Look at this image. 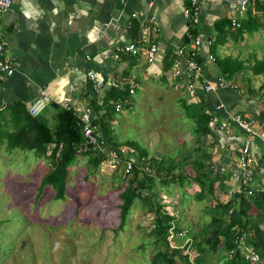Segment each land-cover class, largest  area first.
<instances>
[{
	"label": "rangeland",
	"instance_id": "obj_1",
	"mask_svg": "<svg viewBox=\"0 0 264 264\" xmlns=\"http://www.w3.org/2000/svg\"><path fill=\"white\" fill-rule=\"evenodd\" d=\"M252 41L251 51L242 52L246 66L229 81L234 84L232 90L252 97L263 107L264 87L260 83L264 73H254L248 67L256 58H264V29ZM143 73L147 72L137 73L136 80L129 78L133 84L130 103L115 110L109 124L114 140L135 142L127 149L134 157L143 149L153 166L173 162L172 174L182 171V180L162 182L154 176V194L148 203L160 204L162 211L173 216L166 235L169 248L178 249L176 257L186 254L194 263L197 252L189 243L190 231L200 230L208 221L210 198L195 197L197 184L189 178L194 174L191 162L200 152L215 150L209 146L213 139L210 134H197L192 119L184 115L180 90L177 94L172 89L166 93L157 90L155 96L156 85ZM50 110L48 106L45 113L49 124L53 122ZM210 155L203 170L212 168L219 173L222 184L215 188V194L224 199L233 188H228L225 167L216 165L217 152ZM47 167V159L32 150L7 149L0 144V264H147L154 251L155 221L149 206L135 199L119 227L118 193L127 182L119 159L112 160L107 152L94 167L87 155L78 154L68 166L63 198L52 197L51 185L38 189ZM256 174L255 169L254 183L249 184L262 186L264 177ZM226 252L220 247L217 253H206L201 264H219L217 256Z\"/></svg>",
	"mask_w": 264,
	"mask_h": 264
},
{
	"label": "crops",
	"instance_id": "obj_2",
	"mask_svg": "<svg viewBox=\"0 0 264 264\" xmlns=\"http://www.w3.org/2000/svg\"><path fill=\"white\" fill-rule=\"evenodd\" d=\"M247 13L257 14L259 9L248 5L242 12L236 0L200 1L196 35L201 43L196 48L206 62L204 75L207 77L219 73L214 62L206 59L213 40L214 20L227 17L240 21ZM150 16L154 17L157 27L148 35L149 41L157 45L153 61H146L143 53H120L119 58H112L117 45L140 36L141 27ZM258 17V28L244 31L239 36H226L213 48L215 54L243 58L242 52L251 51L249 46L255 43L253 36L264 29V18ZM0 30L4 50L12 63L10 71L0 72V104L14 100L28 104L44 93L50 98L42 110L44 114L49 102L71 106L77 114L87 99L94 96L100 99L103 89L110 84H125L130 94L133 84L129 78L136 80L137 73L147 72L143 75L156 85L155 96L157 90L166 93L172 89L173 94L180 90L182 101H199L212 113V132L209 134L213 140L209 146L215 150L210 154L217 152L216 165L221 169L225 167L229 189H237L240 184L236 157L245 139L255 159L254 171L256 169L257 176L264 177V146L256 135L244 132L232 119L239 113L251 120L254 132L262 134L264 120L258 116L261 105L252 97L228 88L203 91L200 86H195L194 93L190 94L184 86L185 79L171 69L172 52L182 45L184 49L194 46L191 41H184L187 21L182 14V0H12L1 16ZM205 40H211V43L206 44ZM166 51L168 57H165ZM179 61L184 72V57ZM97 80L102 85L94 88ZM129 96L120 100V107L129 105ZM51 112L48 111L49 116Z\"/></svg>",
	"mask_w": 264,
	"mask_h": 264
},
{
	"label": "trees",
	"instance_id": "obj_3",
	"mask_svg": "<svg viewBox=\"0 0 264 264\" xmlns=\"http://www.w3.org/2000/svg\"><path fill=\"white\" fill-rule=\"evenodd\" d=\"M253 6L259 9V13H247L236 27H231L227 17L214 20L213 40L209 47L212 55L215 54L213 51L215 45L223 42L226 36H239L244 31H252L259 27L258 15L264 18V2L254 3ZM187 33L184 41H189V37L196 34V25L191 20L187 21ZM167 53L168 51L165 57H168ZM196 59L202 60L199 55ZM213 62L219 74L228 80H234L235 74L246 66L243 58L230 54L222 56L215 54ZM248 68L254 73H264V58H256ZM260 87H264V79ZM127 95H129L127 85L113 83L103 89L100 99L94 96L86 101L90 108L91 124L100 138L105 140L106 147L117 150L116 155L120 160L121 170L127 177L126 184L118 193L120 198L118 225L122 226L132 203L138 199L149 206L155 221L152 228L154 251L147 264H192L193 260L189 261L186 254H179L176 257L178 249L169 248L166 235L173 216L162 211L160 204L148 203L149 198L154 194L152 190L154 176L162 182L182 180L183 176L180 173L182 171L172 174L171 171L176 166L173 162L166 166L163 164L153 166V163L145 158L143 149L137 150L134 162L128 170H124L126 154H131L127 149L129 146L133 147L135 142L131 139L114 140L109 121L115 111V101ZM48 104L52 107L50 116L53 122L51 124L48 123L43 111L37 115H31L27 110V104L22 100L1 103L0 144H4L7 149L16 147L29 149L38 157L47 159L48 167L41 176L38 189L40 190L44 185H51L52 197L63 198L68 179V166L76 156L87 155L88 162L96 167L106 158V151L92 148L90 145L83 147L80 121L71 106L65 107L55 102ZM181 108L184 115L194 122L197 134L206 135L212 132L210 125L212 113L205 110L201 102L183 100ZM258 116L264 120V106L259 110ZM124 144L127 148L123 146ZM210 156L209 152H200L198 159H193L191 162L194 174L189 178L197 184L195 197L210 198V205L206 208L208 221L201 227L202 230L190 231L192 238L189 242L197 252L193 264L205 262L206 253L209 255L217 253L220 247L227 252L223 256H217L221 259L219 264H264V184L254 187L249 184L250 182H241L237 189L229 190L224 199L218 198L215 188L218 184H222L219 181V173L212 168L207 172L203 170L206 163L203 159L209 160ZM258 167L259 165H256V168ZM246 249L256 252L258 258H245L243 254Z\"/></svg>",
	"mask_w": 264,
	"mask_h": 264
},
{
	"label": "built area",
	"instance_id": "obj_4",
	"mask_svg": "<svg viewBox=\"0 0 264 264\" xmlns=\"http://www.w3.org/2000/svg\"><path fill=\"white\" fill-rule=\"evenodd\" d=\"M11 1L12 0H0V20L2 14L9 8ZM200 1L202 0H182V14L185 17L186 21L191 20L192 22L196 23L198 18ZM262 2H264V0H236L238 8L242 12L246 10L248 5H253L254 3ZM131 15H134V13H131ZM230 24L233 26H238L239 21L235 18H231ZM156 29L157 27L155 25L154 17H148L141 27L140 36L137 39L117 45L112 51V58H119L120 53H129L131 55H138L140 53H143V56L146 61H152L156 54L157 45L155 42L149 41L148 35L150 32H155ZM189 38L190 40L188 42L191 41L194 46L186 47V49H184V46L182 45L176 48L172 52L171 61V69L173 73L179 76L180 78L185 79L184 86L186 90L190 94H193L195 91V86H200L203 91H214L222 88L232 89L234 87V84L228 79L224 78L223 75L218 74L212 78H209L204 75V67L206 62L202 60L198 61L196 59V56L198 55V50L196 47L200 45L201 40L196 34L190 36ZM205 43L210 44L211 40H205ZM180 57H184L185 60L186 68L184 72L180 68ZM206 57L207 61L214 60V57L211 53H207ZM11 67L12 63L4 50V39L0 30V72L10 71ZM101 85V81L97 80L93 86L94 88H98ZM49 99L50 98L48 95L41 93L39 96L35 97L27 104L28 112L31 115L39 114L43 110L44 106L49 101ZM119 107L120 100L118 99L114 103V108L115 110H118ZM77 117L80 121V129L83 136V147H87L88 145H90L92 148H96L99 150L107 149L104 151L110 153L111 159L118 160L116 155L117 150L115 148H107L105 145V140H103V138H100L99 134L95 131V127L91 124L90 108L87 104H84L82 106V109L79 111V113H77ZM232 119L239 127L244 130V132L256 135L258 137L259 142L264 146V133L258 134L257 132H254V130L251 128V120L241 116L239 113L234 114L232 116ZM225 131L228 132L229 129L225 128ZM120 150L123 152V148H121ZM134 160L135 157L133 155L128 153L126 154V157L124 159L125 171L130 168ZM237 163L241 173V182H249L253 174L255 159L250 150L247 139H245L244 143L239 147L237 154ZM243 255L245 258H258V254L249 249H246Z\"/></svg>",
	"mask_w": 264,
	"mask_h": 264
},
{
	"label": "clouds",
	"instance_id": "obj_5",
	"mask_svg": "<svg viewBox=\"0 0 264 264\" xmlns=\"http://www.w3.org/2000/svg\"><path fill=\"white\" fill-rule=\"evenodd\" d=\"M253 5H254V4H253ZM253 5H252V6H253ZM195 25H196V23H195ZM232 26H233V25H232ZM235 27H236V26H235ZM135 39H136V38H135ZM133 40H134V39H133ZM198 55H199V53H198ZM213 57H214V56H213ZM202 61H203V60H202ZM211 62H213V61H211ZM218 74H219V73H218ZM218 74H217V75H218ZM228 89H229V88H228ZM43 109H44V108H43ZM240 115H241V114H240ZM241 116H242V115H241ZM237 154H238V153H237ZM236 159H237V157H236ZM237 164H238V163H237ZM254 166H255V164H254ZM253 175H254V167H253V174H252V176H253ZM252 179H253V178L251 177V179H250V181H249L250 183L252 182ZM240 183H241V178H240ZM170 224H171V222H170ZM167 232H168V231H167ZM188 238H189V237H188ZM189 241H190V239H189ZM189 243H190V242H189ZM188 260H189V261H192L190 258H188Z\"/></svg>",
	"mask_w": 264,
	"mask_h": 264
}]
</instances>
